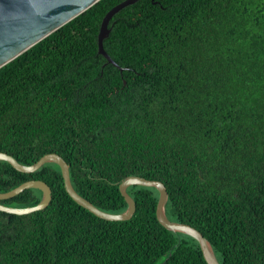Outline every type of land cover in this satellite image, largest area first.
I'll list each match as a JSON object with an SVG mask.
<instances>
[{"label": "trees", "instance_id": "trees-1", "mask_svg": "<svg viewBox=\"0 0 264 264\" xmlns=\"http://www.w3.org/2000/svg\"><path fill=\"white\" fill-rule=\"evenodd\" d=\"M123 1H100L0 69V152L25 166L60 155L79 195L111 214L128 208L124 180L160 181L168 218L200 231L221 264H264V0H140L104 41L121 71L98 37ZM31 180L52 201L0 211V264H207L195 239L160 224L156 188L129 187L135 215L111 222L69 196L57 164L0 162V193Z\"/></svg>", "mask_w": 264, "mask_h": 264}, {"label": "water", "instance_id": "water-1", "mask_svg": "<svg viewBox=\"0 0 264 264\" xmlns=\"http://www.w3.org/2000/svg\"><path fill=\"white\" fill-rule=\"evenodd\" d=\"M102 0H0V69L4 68L34 46L75 20ZM140 0H125L115 6L104 17L98 37L99 54L104 56L108 64L123 69L111 58L104 47V41L110 36V23L114 17L125 8L136 4ZM126 84V81H124ZM8 162L22 173H35L45 164H57L65 182L69 196L81 207L85 208L98 218L111 222L129 221L137 210L135 200L128 193L131 186L156 188L159 192L157 205V219L167 230L182 233L195 239L202 250L207 264H221L209 240L196 228L189 224L171 221L166 214V205L169 193L160 181L148 180L139 176H131L124 180L120 192L125 198L128 208L120 214H111L98 209L89 200L85 199L75 190L71 181L70 164L58 154H48L37 163L25 166L20 164L13 156L0 152V162ZM28 189H38L43 192L41 202L37 206L15 208L0 203V211L14 215H28L46 209L52 201V190L48 184L40 180L28 181L7 193H0V201L14 198Z\"/></svg>", "mask_w": 264, "mask_h": 264}]
</instances>
